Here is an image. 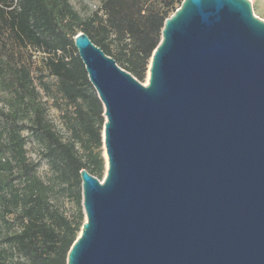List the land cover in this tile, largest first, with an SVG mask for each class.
<instances>
[{"label":"water","instance_id":"1","mask_svg":"<svg viewBox=\"0 0 264 264\" xmlns=\"http://www.w3.org/2000/svg\"><path fill=\"white\" fill-rule=\"evenodd\" d=\"M105 172L80 171L67 264H264V21L250 0H183L144 84L86 33Z\"/></svg>","mask_w":264,"mask_h":264},{"label":"trees","instance_id":"2","mask_svg":"<svg viewBox=\"0 0 264 264\" xmlns=\"http://www.w3.org/2000/svg\"><path fill=\"white\" fill-rule=\"evenodd\" d=\"M182 1L98 0L82 16L68 0H0V264H67L84 221L80 171L104 176L103 105L74 35L143 83Z\"/></svg>","mask_w":264,"mask_h":264},{"label":"rangeland","instance_id":"3","mask_svg":"<svg viewBox=\"0 0 264 264\" xmlns=\"http://www.w3.org/2000/svg\"><path fill=\"white\" fill-rule=\"evenodd\" d=\"M72 7L80 13L82 16H86L87 14L94 11L98 6V0H68ZM253 15L264 21V0H250ZM37 55L33 56V59L38 61L40 57V53H36ZM36 57V58H35ZM147 82V74L145 76V80L143 83Z\"/></svg>","mask_w":264,"mask_h":264},{"label":"bare ground","instance_id":"4","mask_svg":"<svg viewBox=\"0 0 264 264\" xmlns=\"http://www.w3.org/2000/svg\"><path fill=\"white\" fill-rule=\"evenodd\" d=\"M146 74H147V79H148V72Z\"/></svg>","mask_w":264,"mask_h":264}]
</instances>
